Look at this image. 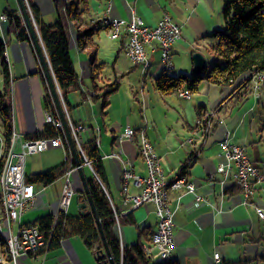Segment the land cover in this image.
Instances as JSON below:
<instances>
[{
    "label": "crops",
    "instance_id": "0c3cea01",
    "mask_svg": "<svg viewBox=\"0 0 264 264\" xmlns=\"http://www.w3.org/2000/svg\"><path fill=\"white\" fill-rule=\"evenodd\" d=\"M30 1L39 9L45 22L50 23L53 18L56 19L54 4L61 0ZM88 2L89 9L84 14L85 18L99 22L100 26L98 33L93 37L97 43V62H104V78L110 80L117 76L120 78V86L108 97V106L102 113L101 100H94L90 95L88 97L91 81L87 51L78 48L75 31L69 25L70 51L80 89L68 95L69 109L66 108V111L73 122L85 125L86 129L82 132L84 138L96 137L100 140L98 150L105 171V190L117 216L124 218L128 214L134 220V224L120 221V225H116L121 246L142 242L147 249L151 246V234L157 228L154 205L146 203L134 207L130 202L124 201L121 192L123 164L138 175H147L146 165L139 154L140 133L143 131L158 155L165 180L177 176L182 165L192 154L185 177L195 186L193 191L168 190V203L174 223L172 256L169 262H163L158 249L153 247L147 251L151 258L150 264H226L239 260H247L243 264H264L263 261L255 259L264 250L261 226L264 219L256 212L257 207L264 210V147L259 145L257 149L255 158L261 162V165H257L253 161L254 153L248 152L246 146L250 143L254 148L256 144L252 146V143L257 142L255 138L261 141L254 123L262 106L261 90L264 82L257 83L258 89L253 88L247 97L242 96L239 99L232 90L233 86L220 87L204 81L188 98L178 95L177 89L163 94L155 86V78L164 72L159 61L157 44L153 42L146 45L150 62L147 69L142 71L139 64L131 63L125 55L124 43L127 36L124 30L120 37L113 39L109 36L107 25L109 19L129 20L132 17H139L145 24L154 25L168 13L181 28V39L171 47L174 68L170 73L174 76L191 75L194 52H201L206 62L212 61V52L206 47L212 39L205 35L223 26L221 0ZM5 8L13 10L16 14L20 13L16 0H0V13ZM34 24L37 28L35 21ZM0 25L12 79L15 128L25 137L27 134L41 131L46 123L40 66L27 41L17 38L8 21H1ZM198 109L202 111L200 116ZM125 127L135 129L132 140L119 138ZM226 132H229L228 141L244 146L252 163L262 171L260 178L252 179L254 191L247 199L235 183L234 164L227 160L220 149V139ZM260 147L261 154L258 152ZM50 148L63 151V160L60 163L62 164L66 159L64 145L48 149ZM117 151H120V158L112 155ZM57 152L60 157L61 152ZM42 159L40 168L49 167L46 166L48 160ZM219 164L224 165V172L218 171ZM58 165L59 163H56L50 169ZM26 167L27 162H24V171ZM34 168L30 167L29 174L34 173ZM83 171L86 177L92 175L88 165L83 166ZM63 176L58 178L57 184L56 180L49 184L50 187L35 185L39 199L29 205L16 220L9 223L5 216L0 215V228L4 234H14L22 224L33 222L48 212H57L64 183ZM70 182L74 188L80 187L82 182L77 170L72 171ZM52 185H55V190ZM139 191L140 188L135 187L129 180L127 192L133 194ZM196 195H200L202 199L197 201ZM74 198L75 210V207L78 209L79 201L76 196ZM76 214L78 212L70 215ZM144 227L150 232L149 241L140 234ZM215 254H218L219 260L215 259ZM14 264L98 262L93 251L87 248L81 238L71 236L62 239L56 247H47L34 254H18Z\"/></svg>",
    "mask_w": 264,
    "mask_h": 264
},
{
    "label": "trees",
    "instance_id": "16d2710c",
    "mask_svg": "<svg viewBox=\"0 0 264 264\" xmlns=\"http://www.w3.org/2000/svg\"><path fill=\"white\" fill-rule=\"evenodd\" d=\"M89 0H69L55 2L56 19L47 23L42 19L39 9L28 0L33 20L37 24L38 35L47 53L51 70L60 89L61 97L67 106L68 95L80 89L78 75L70 51L69 24L75 31L77 46L86 50L89 63V78L91 81V97L101 100V112L108 106V97L116 92L120 86V78L115 76L110 80L104 79V62H97V43L94 35L98 33L99 22L85 18L88 12ZM7 21L19 40L28 41V32L21 18L11 9L5 8ZM223 26L215 28L205 37L212 39L206 47L212 52V61L207 62L206 67L199 73L191 75H171L163 72L155 78V86L163 94L174 92L179 86L184 85L189 91L196 92L201 82L216 84L220 87L233 86L236 97L239 99L247 97L255 86L254 80L257 75L264 77V0H223L222 9ZM5 43L0 33V73L2 82L0 85V134L2 139L3 156L0 157V175L4 166L5 156L10 147V138L13 125L12 101L10 96V71L5 59ZM44 82L43 76H41ZM264 79V78H263ZM46 86V85H45ZM45 109L55 118H58L55 105L49 92L43 94ZM69 109V106H67ZM202 111L198 109L200 116ZM60 136L66 150V159L57 167L46 171L34 172L25 175V181L35 185H49L57 180L64 172L68 164L75 165L66 139L61 128H55L51 123H46L44 128L36 134L27 135L29 138H51ZM83 150L91 162L93 171L99 180L104 183L105 171L100 160V152L93 138H88L83 143ZM82 161L83 157H81ZM192 154L182 165L178 175L185 176L190 166ZM190 160V161H189ZM264 169V165L262 167ZM87 183L92 201L99 218L108 248L115 264H150L151 258L144 250L142 242L120 246L116 233L115 212L105 191L102 189L95 176L87 177ZM76 189V197L80 202L86 203L84 212L70 215L60 212L57 218L51 213L43 215L32 223L38 225L39 229L46 234L47 247L52 248L59 245L66 237L78 236L88 249L96 253L103 248L100 233L95 219L88 204L82 183ZM1 197V194H0ZM0 214H3L0 199ZM123 218V217H122ZM120 221L134 224V220L127 214ZM140 234L150 240V232L145 227ZM149 235V237H148ZM0 242L2 238L0 236ZM99 262L106 259V255L100 253ZM264 262V250L255 258ZM10 256L0 264H10ZM247 260H239L226 264H243Z\"/></svg>",
    "mask_w": 264,
    "mask_h": 264
},
{
    "label": "built area",
    "instance_id": "2783aa9c",
    "mask_svg": "<svg viewBox=\"0 0 264 264\" xmlns=\"http://www.w3.org/2000/svg\"><path fill=\"white\" fill-rule=\"evenodd\" d=\"M5 19L4 15H1ZM109 30H117V37L121 36L122 30L126 34L124 43V52L126 57L133 64H139L142 71H145L149 65V59L146 53V45L149 43L157 44L159 50V60L163 68L170 71L173 68L171 59V46L180 36V29L177 24L171 21L168 16L161 18L155 25H146L139 17H132L129 20L123 18H113L107 21ZM114 38V39H116ZM258 79L255 81L257 87ZM178 95L188 98L190 91L184 85L177 88ZM45 120L54 125L55 128H61V122L55 119L49 112L45 111ZM72 135L74 137L78 150L83 154L81 131L85 128L82 124L70 123ZM120 137L131 138L130 127H127ZM228 138V137H227ZM226 137L219 142L220 149L235 167L236 185L241 187L246 199L253 194L252 179H258L261 176V169L256 167L250 157L246 154L244 146L230 143ZM95 145H98V138L93 137ZM62 140L59 136L52 138H41L34 140H26L21 142L23 149L29 153L39 152L47 149L49 146L60 145ZM147 146H153L149 139L143 142V151L141 158L146 164L147 175L141 176L134 174L130 169L123 168L125 172V180L132 178L134 184L140 188L139 193L127 195L126 200L131 201L134 206H139L146 203L154 205L156 214L157 228L151 234V246L146 249L157 248L160 256H168L172 254L174 247V223L172 220V211L169 207L167 192L168 190L187 189L194 190V184L188 181L185 176L177 175L172 179L165 180L162 175V167L160 170H153V163H160L158 155L154 150V155H147ZM25 152H16L12 155V160L9 170L5 175V183L1 187L7 189L10 219L15 220L18 215L33 202V194L35 193L34 185L25 182L23 166ZM114 157H120V152L112 154ZM87 163V162H86ZM89 165V162L87 163ZM218 171L224 172V165H218ZM72 169L66 172L65 182L62 187L59 206L66 209L69 205L70 198L74 192L70 184L69 173ZM172 181V189H164V182ZM126 191V186L123 188ZM35 197V196H34ZM196 200H201L200 195L195 196ZM30 200V201H29ZM246 202V200H245ZM256 212L260 218L264 219V210L260 207L256 208ZM37 226H24L20 231L13 236H10L13 244H17V252L19 253H38L47 248V241L43 239V235L39 232ZM15 258L16 256H12ZM215 259L219 260L218 254H215Z\"/></svg>",
    "mask_w": 264,
    "mask_h": 264
},
{
    "label": "rangeland",
    "instance_id": "374dc122",
    "mask_svg": "<svg viewBox=\"0 0 264 264\" xmlns=\"http://www.w3.org/2000/svg\"><path fill=\"white\" fill-rule=\"evenodd\" d=\"M2 2L4 1V0H1ZM61 1H69V0H61ZM61 1H57V2H61ZM25 2H26V5H27V8H28V11H29V13H30V15H31V17H32V14H31V11H30V7H29V3H28V0H25ZM222 4H223V0H221V9H222ZM20 12V11H19ZM222 14V13H221ZM1 15H4L5 16V19H0V23H1V21H5V20H7V16H6V14H5V12H2V13H0V16ZM20 18H21V21H22V23L24 24V22H23V19H22V17H21V13H19V14H17ZM85 16V15H84ZM165 16H168L170 19H171V21L172 22H174L175 24H177L176 22H175V20L168 14V13H165L161 18H163V17H165ZM160 18V19H161ZM32 19H33V17H32ZM54 19L55 18H53L52 20H51V22L52 21H54ZM159 19V20H160ZM89 20H90V18H89ZM158 20V21H159ZM157 21V22H158ZM34 22V21H33ZM156 22V23H157ZM70 25V24H69ZM147 25V24H146ZM155 25V24H154ZM178 26H179V24H177ZM149 26H153V25H149ZM0 27H1V25H0ZM36 27V26H35ZM70 29V28H69ZM179 29H180V36H179V38L176 40V42L177 41H179L180 39H181V28H180V26H179ZM36 30H37V28H36ZM37 33H38V30H37ZM40 39V38H39ZM4 41V40H3ZM5 43V42H4ZM27 43L29 44V47H30V49H31V51H32V53H33V55H34V57L36 58V61L38 62V64H39V73H40V78H41V76H43V78H44V82H42L43 83V93L45 94V92L47 91V92H49V90H48V86H47V83H46V81H45V77H44V74H43V70H42V67H41V64H40V62H39V59H38V56H37V54H36V51H35V49H34V47H33V44H32V42H31V40H30V37L28 36V41H27ZM42 43V42H41ZM175 43V42H174ZM173 43V44H174ZM43 46V45H42ZM172 47V46H171ZM44 48V47H43ZM146 48V47H145ZM45 50V49H44ZM5 52H6V48H5ZM46 52V51H45ZM170 52H171V50H170ZM4 55H5V53H4ZM45 55H47V53L45 54ZM5 59H6V61H7V55H5ZM129 60V59H128ZM49 61V60H48ZM130 61V60H129ZM160 61V60H159ZM7 64H8V61H7ZM49 65H50V63H49ZM8 67H9V64H8ZM88 67H89V65H88ZM50 68H51V66H50ZM163 68V67H162ZM173 68H174V66H173ZM173 68L170 70V71H166V70H164V68H163V71H165V72H172L173 71ZM9 69H10V67H9ZM89 69V68H88ZM10 71V70H9ZM171 74V73H170ZM261 76H262V74H261ZM260 75H257L256 76V79H258L259 80V77H261ZM54 77V76H53ZM55 80V79H54ZM103 80H106L105 78L103 79ZM10 81H12V79H11V74H10ZM41 81H42V79H41ZM1 82H2V76H1V73H0V85H1ZM261 82H264V79H262V80H259V84L261 83ZM56 83V82H55ZM90 83V82H89ZM46 85V86H45ZM56 86H57V83H56ZM186 88V87H185ZM258 88H259V85H258ZM257 88V89H258ZM187 89V88H186ZM9 91H10V96H11V101L13 102V90H12V85H11V83H10V87H9ZM57 91H58V94H59V98H60V100H61V103H62V105H63V108H64V110H65V114H66V119H67V122H68V125H69V128H70V123H73V124H75L76 122H73L72 120H71V118L68 116V114H67V111H66V108H67V106H66V104H65V102L63 101V99H62V97H61V92H60V89H59V87L57 86ZM262 97H261V104H262V106H260V108H261V110L259 111V115H257L256 116V121H255V123H254V126H255V130H256V132H257V136L258 137H261V141H260V139H258V138H255L256 140H257V142H254V143H252V146L254 145V144H256V145H254V148L253 147H251V144L249 143V144H247L246 146H247V151L248 152H253L254 154H253V161L257 164V165H261V162H258L257 161V159L255 158V156H256V153H257V149L259 148V145L261 146V147H264V85H263V87H262ZM49 94H50V92H49ZM93 94V90H91V88H90V91H88V97H89V95H90V97H91V95ZM191 94V93H190ZM52 98V97H51ZM92 98V97H91ZM53 101V100H52ZM68 102V101H67ZM45 111H47L46 109H45ZM45 111H44V114H45ZM48 112V111H47ZM12 114H13V125H12V132H11V138H10V147H9V149H8V151H7V153H5L4 154V158H5V162H4V166H5V163H6V160H7V158H8V155H9V153H10V151L12 150V147L14 146V148H13V150H15V151H17V152H22V151H24L25 152V154H24V162H27V167H26V170L24 171V166H23V172H24V178H25V175L26 174H29L30 173V167H35L34 168V172H37V171H46V170H48V169H50V167L52 166V165H55L56 163H59V165H60V163L62 162V160H63V151L61 150V149H53V148H50V149H48L49 147H55V146H49L48 148H47V150L46 151H44V150H42V151H44V152H42V151H39V152H34V153H36V154H34V153H29V152H27L26 151V149H23L22 148V146H21V142H24V141H26V140H34V139H41L42 137H38V138H29V137H27V135L25 136V137H23V136H21V134L17 131V129L15 128V121H14V112H13V108H12ZM55 118V117H54ZM55 119H58V120H60L59 119V116H58V118H55ZM45 122H46V120H45ZM61 122V121H60ZM199 123H200V121H198ZM46 123H50V122H46ZM45 123V124H46ZM52 124V123H51ZM78 124V123H77ZM79 124H81V123H79ZM53 125V124H52ZM61 125H62V123H61ZM83 125V124H82ZM54 126V125H53ZM83 126H85V125H83ZM127 127H125L124 128V130L126 129ZM130 128H132V127H130ZM61 129H62V131H63V128L61 127ZM86 129V127L81 131V133H80V135H81V137H82V142L84 143L87 139L86 138H84L83 137V135H82V132L84 131ZM134 129V128H133ZM124 130H122L121 132H120V134L124 131ZM135 130V129H134ZM14 132H16L17 134L14 136L13 135V133ZM38 132H40V131H38ZM70 132H71V128H70ZM37 132H35V133H33V134H36ZM63 134H64V136H65V133H64V131H63ZM120 134H119V138H123V139H129V140H132V139H130V138H124V137H120ZM228 134H229V132H226L222 137H221V139L224 137H228ZM30 135V134H29ZM71 135H72V132H71ZM146 136V135H145ZM56 137V136H55ZM60 137V136H59ZM12 138H13V140H12ZM52 138V137H51ZM61 138V137H60ZM72 138H73V141H74V143H75V140H74V137H73V135H72ZM134 138V137H133ZM65 139H66V136H65ZM220 139V140H221ZM228 139V138H227ZM62 140V139H61ZM61 144H63V142L61 143ZM60 144V145H61ZM66 144H67V147H68V149H69V151H70V148H69V145H68V142H67V139H66ZM100 145V140L98 139V145H97V148H98V146ZM220 145V144H219ZM56 146H58V145H56ZM75 147H76V149H77V152H78V156H79V158H80V162H81V164H82V166H86V165H88L87 163L89 162V168L91 169V171H92V175L93 176H95V178H97L98 179V181H99V183H100V185H101V187H102V189L105 191V193L107 194V192H106V190H105V186H104V183H102L100 180H99V178H98V176L96 175V173L93 171V169H92V167H91V162H90V160L87 158V156H86V153H85V151L83 150V154L78 150V148H77V146H76V143H75ZM261 147H260V151H258V152H260V154H261ZM82 148H83V144H82ZM253 149V151H251ZM57 151H60L61 152V156L59 157V156H57V154H58V152ZM40 152H42V153H40ZM117 152H120V151H117ZM263 153V152H262ZM70 154H71V152H70ZM140 154V153H139ZM3 156V151H2V139H1V134H0V157H2ZM26 156V157H25ZM71 157H72V155H71ZM81 157H83V160L84 161H82V159H81ZM26 158V159H25ZM42 158H45L46 160H48V162H47V164H46V166H49V167H46V168H40L41 166V160H43ZM73 158V157H72ZM261 159H263V158H261ZM74 160V159H73ZM59 161V162H58ZM75 162V161H74ZM87 162V163H86ZM58 165V166H59ZM146 165V164H145ZM4 166H3V169H4ZM125 166H124V164H123V168H124ZM127 168V167H126ZM3 169H2V171H3ZM69 169H72L71 170V172L69 173V179H70V176H71V173H72V171L73 170H77V166H76V164L75 165H72L71 163L70 164H68L67 166H66V168H65V170H64V172L62 173V175H64L63 177H64V182H65V178H66V172L69 170ZM129 169V168H128ZM147 169V168H146ZM78 171V170H77ZM132 171V170H131ZM133 172V171H132ZM220 172V171H219ZM134 173V172H133ZM134 174H136V173H134ZM61 175V176H62ZM138 175V174H137ZM60 179V178H59ZM58 180V179H57ZM56 180V183L55 184H57L59 181H57ZM86 180H87V177H86ZM129 180H131L132 181V183H133V185L135 186V187H138V186H136L135 184H134V180L132 179V178H128L127 180H125V178H124V176H123V169H122V184H121V192L123 193V195H124V201L125 202H130L131 203V205H133L132 204V202L131 201H127L126 200V196L127 195H134V194H137V193H139V192H137V193H133V194H130V193H128L127 192V186H128V181ZM26 182V181H25ZM235 182H236V180H235ZM26 183H28V182H26ZM30 184H32V183H30ZM64 184V183H63ZM70 184H71V182H70ZM88 184V183H87ZM34 185V189H35V193L33 194V197L31 198V199H33V202L32 203H34L37 199H39V194L37 193V188L35 187V184H33ZM72 185V184H71ZM51 185H49L48 187H50ZM54 186L55 185H52V188H53V190H55L54 189ZM82 186H83V184H82ZM124 186H126V191H124L123 190V188H124ZM63 187V186H62ZM73 187V186H72ZM139 188V187H138ZM241 190H242V188L241 187H239ZM73 189H74V192H73V194H72V196H71V200H70V202H69V205H70V203H71V201H72V198H73V201H72V204H71V206H70V208H68L69 207V205L67 206V208L66 209H63V208H60V206L58 207V211L57 212H55V213H52V212H48L47 214H49V213H51L52 215H53V218H57L58 217V215H59V213L60 212H63V213H67V210H69L68 211V213L69 214H71V213H76V212H84V210L83 209H85L86 208V206L84 207V208H79L78 207V209H79V211H78V209H77V207H75V210H74V207H73V204H74V202H75V196H76V189L73 187ZM254 189V188H253ZM57 190V189H56ZM83 190H84V187H83ZM61 191H62V189H61ZM243 191V190H242ZM84 192H85V190H84ZM2 192H1V183H0V194H1ZM86 194V193H85ZM243 194H244V192H243ZM60 195H61V193H60ZM35 196V197H34ZM107 196H108V194H107ZM87 197V196H86ZM108 198H109V196H108ZM0 199H1V202H2V207H3V214H0V215H2V216H5V218H6V220H8V222L10 223L11 221H14V220H12V219H9L8 217H7V215H6V210H5V207H4V204H3V198H2V194H1V197H0ZM59 199H60V196H59ZM246 200V199H245ZM30 201V200H29ZM46 201V200H45ZM109 201H110V203H111V200H110V198H109ZM47 202V201H46ZM32 203H30L29 205H31ZM79 203H82V202H78V204ZM84 203V202H83ZM86 204V203H85ZM89 204V203H88ZM28 205V206H29ZM111 205H112V203H111ZM26 207L19 215H18V217L24 212V211H26L29 207ZM134 206V205H133ZM140 206V205H139ZM134 207H138V206H134ZM112 208H113V210H114V207H113V205H112ZM74 210V211H73ZM73 211V212H72ZM114 212H115V210H114ZM67 213V214H68ZM46 215V214H45ZM17 217V218H18ZM16 218V219H17ZM2 218H0V220H1ZM15 219V220H16ZM101 220V219H100ZM115 220H116V225L117 224H119L120 225V217H118L117 216V213L115 212ZM28 225H32V226H37L38 227V225H36V224H33L32 222H30V223H25V224H22L21 226H20V228H19V230L16 232V233H14V234H10V235H5L4 234V232H3V230H1V228H0V236H1V238H2V241L3 242H0V262L1 263H3V262H5V259L6 258H9V256H10V261H11V263L10 264H14L15 263V259H16V257L15 258H13L12 257V255H11V251H10V249L6 246V238L7 237H10V236H13V235H16L19 231H20V229L22 228V227H24V226H28ZM102 225V224H101ZM261 226H262V232H263V234H264V222H262L261 223ZM1 227V226H0ZM39 228V227H38ZM39 230V232L43 235V239L45 240L46 239V234L45 233H43L40 229H38ZM118 239H119V237H118ZM46 241H47V239H46ZM120 242V241H119ZM151 242V241H150ZM102 244H103V242H102ZM120 246H121V244H120ZM121 247H123V246H121ZM102 249H104V248H102ZM144 250L146 251V247L144 248ZM98 252V251H97ZM97 252L96 253H94L95 254V258H96V260H97V262H98V264H103V262L105 261V260H107V256H106V259L105 260H103V261H101V262H99V259L101 258V256H100V258L99 259H97ZM102 252V254L103 255H106V253H105V251L104 250H102L101 251ZM147 252V251H146ZM18 254H21V253H19V252H17L16 254H15V256H17Z\"/></svg>",
    "mask_w": 264,
    "mask_h": 264
},
{
    "label": "water",
    "instance_id": "95a60500",
    "mask_svg": "<svg viewBox=\"0 0 264 264\" xmlns=\"http://www.w3.org/2000/svg\"><path fill=\"white\" fill-rule=\"evenodd\" d=\"M17 1V4H18V7H19V11L21 13V17L23 19V22H24V25H25V28L28 32V36L30 37V40L33 44V47L36 51V54L38 56V59H39V62L41 64V67H42V70H43V74H44V77H45V81L47 83V86H48V90L50 92V95L52 97V100H53V103L55 105V108H56V111L58 113V116H59V119L62 123V128H63V131L65 133V136H66V139H67V142H68V145H69V148H70V152H71V155L75 161V164L77 166V170L79 172V175H80V178H81V182L83 184V187H84V190H85V193H86V196H87V200H88V203H89V206H90V209L92 211V214H93V217L95 219V222H96V225H97V228H98V231L100 233V236H101V240L103 242V248L104 249H100L98 252H97V259L100 258V253H102L101 251L104 250L105 253H106V256H107V260H105L103 262V264H115V261L111 255V252L108 248V244H107V241H106V238H105V234L103 232V228H102V225H101V220L97 214V211L95 209V206H94V203L92 201V198H91V195H90V191H89V187H88V184H87V180H86V176L84 174V171H83V166L80 162V158L78 156V152H77V149L75 147V143L73 141V138H72V135H71V132H70V128H69V125H68V122H67V119H66V114H65V110L63 108V105L61 103V100L59 98V94H58V91H57V86H56V83H55V80H54V77H53V73H52V70L50 68V65H49V61H48V58H47V55L43 46H42V43L39 39V35L37 33V30H36V27H35V24L33 22V19L28 11V8H27V5H26V2L25 0H16ZM192 59H193V70L192 72L193 73H199L201 71L204 70V68L206 67L207 65V62H206V59L204 57V55L199 52V51H196L193 53L192 55ZM86 206L85 203H79L78 204V207L79 208H84Z\"/></svg>",
    "mask_w": 264,
    "mask_h": 264
},
{
    "label": "bare ground",
    "instance_id": "6f19581e",
    "mask_svg": "<svg viewBox=\"0 0 264 264\" xmlns=\"http://www.w3.org/2000/svg\"><path fill=\"white\" fill-rule=\"evenodd\" d=\"M0 19H2V17L0 16ZM109 36L111 38H116L117 37V30H109ZM164 70L168 71L167 68H164ZM264 77L261 76L259 77V80H262ZM258 88V86H257ZM130 133H131V138L133 139L134 134H135V130L133 128H130ZM17 133L14 132L13 135L15 136ZM13 140V138H12ZM143 142H147V137L145 136L144 132L141 131L140 133V141H139V153L140 156H142V151H143ZM14 146L12 147V150L10 151L8 158L6 160L5 166L3 171L1 172L0 175V183L4 184L5 183V175L6 172L9 170L10 168V164H11V160H12V155L16 154L17 151L13 150ZM147 155H154V149L153 146H147ZM120 158V157H117ZM126 168V167H124ZM153 170H160V163H153ZM123 176L125 178V172H123ZM164 189H172V181H165L164 182ZM1 194H2V198H3V204L6 210V215L7 217L10 219V212H9V203H8V193H7V189L4 187H1ZM6 246L10 249L11 251V255L15 256V254L17 253V244H13L12 243V239L10 237H7L6 239ZM171 256L172 254L168 255V256H160L161 260L163 262H169L171 260Z\"/></svg>",
    "mask_w": 264,
    "mask_h": 264
}]
</instances>
